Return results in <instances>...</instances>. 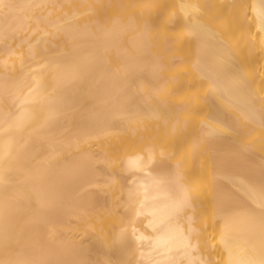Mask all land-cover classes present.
Segmentation results:
<instances>
[{"label":"bare ground","instance_id":"1","mask_svg":"<svg viewBox=\"0 0 264 264\" xmlns=\"http://www.w3.org/2000/svg\"><path fill=\"white\" fill-rule=\"evenodd\" d=\"M136 3L0 0V264H264V0Z\"/></svg>","mask_w":264,"mask_h":264},{"label":"rangeland","instance_id":"2","mask_svg":"<svg viewBox=\"0 0 264 264\" xmlns=\"http://www.w3.org/2000/svg\"><path fill=\"white\" fill-rule=\"evenodd\" d=\"M119 5H121L122 7H127L126 10L127 12H133V11H137V3L136 0H118ZM214 15L211 13L207 16L208 21H210L211 23L213 22V17ZM189 55H193V52H188L187 56ZM261 65H258L257 68L255 70H257L259 72V77L262 79V77L264 78V66L260 67ZM259 79L257 82V85L259 84L261 87L259 88V92L264 93V89H262V87L264 88V82ZM205 84V83H203ZM164 89L166 91L169 90V84H166ZM204 92V90L202 91ZM168 93H165V95ZM208 113V109L206 108V106H203L201 112L198 111L192 119H190L191 123H197L199 124L200 122H202V119L205 117H208L207 115ZM148 132L146 133H141L139 132L138 134H129L126 137H123V142H126L127 146V150H131V149H136L137 147L142 146L143 144V139L148 141H152L153 143H155L157 146H165L168 150L169 148H176L178 147L177 143L178 141L175 140V138H171L169 137V134L167 133V131L165 132L164 130H160V128L158 129L157 132L152 134V137L148 136ZM179 148V147H178ZM185 149V148H184ZM184 149H179L177 152L178 156H183L185 154V150ZM205 168L203 169V177H205L206 180L209 179L210 177V169L208 167L207 164L204 165Z\"/></svg>","mask_w":264,"mask_h":264},{"label":"crops","instance_id":"3","mask_svg":"<svg viewBox=\"0 0 264 264\" xmlns=\"http://www.w3.org/2000/svg\"><path fill=\"white\" fill-rule=\"evenodd\" d=\"M199 88L202 89V81L199 83Z\"/></svg>","mask_w":264,"mask_h":264}]
</instances>
